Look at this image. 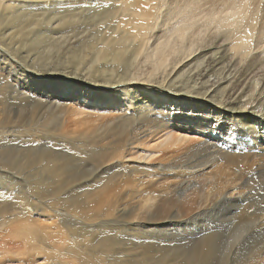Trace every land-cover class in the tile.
Here are the masks:
<instances>
[{
  "label": "bare ground",
  "instance_id": "obj_1",
  "mask_svg": "<svg viewBox=\"0 0 264 264\" xmlns=\"http://www.w3.org/2000/svg\"><path fill=\"white\" fill-rule=\"evenodd\" d=\"M116 175L157 194H71ZM126 230L172 241L152 264H264V0H0V264H133Z\"/></svg>",
  "mask_w": 264,
  "mask_h": 264
},
{
  "label": "rangeland",
  "instance_id": "obj_2",
  "mask_svg": "<svg viewBox=\"0 0 264 264\" xmlns=\"http://www.w3.org/2000/svg\"><path fill=\"white\" fill-rule=\"evenodd\" d=\"M162 10H164V8H162ZM213 32H214V28H210V29L206 28L205 29L202 27L194 34L193 38L197 39L198 44H200L203 42L204 39H207L209 37V35L210 36L213 35ZM151 41H153V39L149 40L148 45L151 44ZM195 44H194V47L196 46ZM258 51H259L258 49L253 50V48L252 49L249 48L247 53H248V55H251L252 53H256ZM235 57L241 60L240 65L244 62V58H245L244 56L239 57L238 55H236ZM146 64H148V63H146ZM142 69H146V66H144V64H143ZM194 139H196V136H194ZM72 163H74L75 165H73L71 168L74 169L76 172L82 173L84 171L85 167H83L77 161H72ZM154 192L155 191L151 190L150 187H148V186L146 187L145 184L139 183L138 180L133 179L130 176H127V175H125V176L119 175L118 176V175H116V176L110 178L108 184L102 185V184L98 183L97 186H95L93 183H89L88 185H86V187L84 189L76 190V191L72 192L71 194H75L78 201H80V202L83 201L84 197L87 195L88 208L93 209L95 211H102L108 206L109 203H111L114 200H116V204L121 203L125 199L131 200L134 202H136V201L138 202V200L140 198L150 197L153 195ZM154 194H157V193L155 192ZM64 197L65 196L59 195L57 198V200L59 202L56 205H54L53 207H57V209L61 211L63 208L62 207L63 201H61V200ZM173 209L174 208H172V210ZM47 210L49 211L50 215H54V216L52 218H49L48 216L45 215V216H43L44 218H39V221L41 220V223H43L44 225L50 226V228L55 233L49 234V236L52 237L50 239L53 240V241L49 240L50 242H52V244L48 241L51 245L47 242V240L49 239V236H48L47 240H43L44 243L45 244L47 243L48 245H50V246H48V250L57 259L63 260V261H73L75 254L80 253V250L78 249V247H81V248L87 250L88 249L87 247H89L90 244H86L85 241L81 242L79 240V238L76 240H72V239L70 240L68 229L71 228V226H72L70 224V222H73L74 220H72L70 218H66L68 221H70V222L67 221L70 225L64 227L60 223V216L57 215L56 213H54L50 208H47ZM164 216H165V213H164V211H162L154 219H155V221H160L163 219ZM102 218L105 219V216L101 215V216L97 217L96 219H94L93 221H91L89 224L84 223V226H88L91 228V227L97 225V223H99L100 221H102L103 220ZM142 219H145V216L142 215ZM129 226H133V225H129ZM190 226H192V227H190ZM184 227H185V229H184ZM179 228L181 231H184V233L185 232L191 233L190 234L191 236L193 234L191 231H195V232L198 231L197 226L191 225L190 223L188 225L185 224V226H183L182 229H181V227H179ZM160 229L161 228H159L158 230H160ZM56 231H61L62 233L60 234ZM137 232H138V234L134 235V236L132 235L133 232L128 231V230H126L125 233L120 234L122 237L121 243L126 241L124 239H128L127 242H124L121 245V247L125 248V247L131 246L132 245L131 241L135 242L137 245V247H135L133 249L134 251H132L133 254H136V258H135L136 262L133 264H137V262H139L143 258H148V259H146L149 261V262H147V264H152L153 259H151V257L161 255L163 253L166 255L167 260L171 259V256H176L175 254H173V253H175L176 248H173L172 246H170V243H172V241L170 242L169 240H164L159 235L149 237V236H147V233L143 232L142 230L137 231ZM59 234H60V236H59ZM73 234L75 236H77L76 232H73ZM61 235L65 236V237H62ZM125 235H127V236H125ZM129 238H130V240H129ZM86 239L90 240L91 235L86 234ZM175 241L179 242L180 240L175 237L174 242ZM128 242H130V243H128ZM128 244H131V245H128ZM69 245H71L70 248H68ZM51 246H54V247H52L53 250L50 249ZM162 250H164V251H162ZM116 253H124V252L123 251H120V252L116 251ZM102 258H104V257H102ZM176 258L180 259V257H176ZM104 264H107V263H104ZM138 264H141V263H138Z\"/></svg>",
  "mask_w": 264,
  "mask_h": 264
}]
</instances>
